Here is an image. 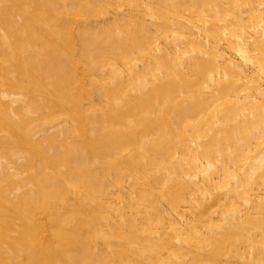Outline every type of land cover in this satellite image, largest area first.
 <instances>
[{"label": "bare ground", "instance_id": "obj_1", "mask_svg": "<svg viewBox=\"0 0 264 264\" xmlns=\"http://www.w3.org/2000/svg\"><path fill=\"white\" fill-rule=\"evenodd\" d=\"M0 264H264V0H0Z\"/></svg>", "mask_w": 264, "mask_h": 264}]
</instances>
